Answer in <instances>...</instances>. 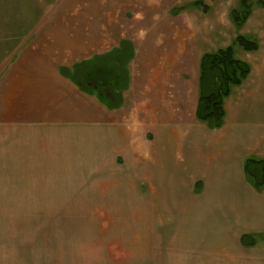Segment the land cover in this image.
Here are the masks:
<instances>
[{
	"label": "crops",
	"instance_id": "obj_1",
	"mask_svg": "<svg viewBox=\"0 0 264 264\" xmlns=\"http://www.w3.org/2000/svg\"><path fill=\"white\" fill-rule=\"evenodd\" d=\"M256 1L219 41L179 0H0V202L138 201L146 264H264V181L244 169L264 161ZM227 46L249 72L211 127L195 116L199 63Z\"/></svg>",
	"mask_w": 264,
	"mask_h": 264
},
{
	"label": "rangeland",
	"instance_id": "obj_2",
	"mask_svg": "<svg viewBox=\"0 0 264 264\" xmlns=\"http://www.w3.org/2000/svg\"><path fill=\"white\" fill-rule=\"evenodd\" d=\"M194 1L179 0V5L199 20L196 34L226 41L235 32L231 13L236 10L241 14L240 0H201L206 14ZM247 1L249 9L257 2ZM207 84L204 93L215 91ZM147 222L138 201L0 202V264H146Z\"/></svg>",
	"mask_w": 264,
	"mask_h": 264
},
{
	"label": "trees",
	"instance_id": "obj_3",
	"mask_svg": "<svg viewBox=\"0 0 264 264\" xmlns=\"http://www.w3.org/2000/svg\"><path fill=\"white\" fill-rule=\"evenodd\" d=\"M258 2L264 5V0H258ZM241 14L236 10H232V19L234 24L238 27L246 19L249 14V4L247 0H240ZM195 5L202 6V9H206V5L201 0H196ZM235 43L242 47L244 50H255L257 44L247 39L242 35L235 37ZM120 55L116 61L113 62V67L118 72L121 80L124 81V63L126 59ZM200 93L197 101L195 116L199 121H211L209 124L211 127H218L220 125L221 118L223 116L222 100L229 93V87L231 85H238L249 72L247 64L236 59L233 56L231 46L220 48L212 53L203 54L200 58ZM211 80L215 87V91L204 93L203 86L207 80ZM120 82V81H119ZM259 166L260 171H256L253 168ZM244 169L248 175H251L254 180V185L260 187L264 181V161H255L247 159L244 162ZM242 244H252V240L248 235H242L240 237Z\"/></svg>",
	"mask_w": 264,
	"mask_h": 264
}]
</instances>
